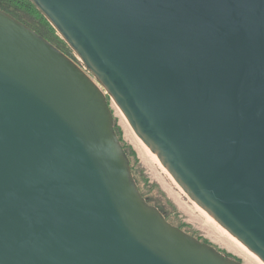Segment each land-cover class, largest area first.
I'll return each instance as SVG.
<instances>
[{"label":"water","instance_id":"1","mask_svg":"<svg viewBox=\"0 0 264 264\" xmlns=\"http://www.w3.org/2000/svg\"><path fill=\"white\" fill-rule=\"evenodd\" d=\"M0 8V264H245L139 189L110 97L187 196L264 263V0Z\"/></svg>","mask_w":264,"mask_h":264},{"label":"rangeland","instance_id":"2","mask_svg":"<svg viewBox=\"0 0 264 264\" xmlns=\"http://www.w3.org/2000/svg\"><path fill=\"white\" fill-rule=\"evenodd\" d=\"M70 51L71 56L74 57L73 51L71 49ZM108 101L114 116L115 131L124 149L128 152L132 171L138 180L140 190L150 204L163 212L172 224L199 240L213 245L226 256L240 260L245 264H262L251 253L245 252L255 261L246 256L244 252L240 253L241 250L236 246L237 241L217 222H213L205 211L187 196L164 166L156 161L154 154L149 150L150 154L146 151L144 144L128 124L115 102L110 97H108ZM140 146L142 148L138 149ZM235 247L237 250L234 249Z\"/></svg>","mask_w":264,"mask_h":264},{"label":"trees","instance_id":"3","mask_svg":"<svg viewBox=\"0 0 264 264\" xmlns=\"http://www.w3.org/2000/svg\"><path fill=\"white\" fill-rule=\"evenodd\" d=\"M0 8L10 13L20 21L24 22L31 28H33L35 31H37L39 34L44 36L47 40H49L51 43H53L55 46L61 49L65 54H67L71 58L73 57L71 56V51L68 48L65 41H63V39L59 37L56 30L46 20V18L38 11V9L33 5V3L30 0H0ZM125 151L127 152L126 149ZM136 181L138 183L137 179ZM165 217L168 220L166 215Z\"/></svg>","mask_w":264,"mask_h":264},{"label":"bare ground","instance_id":"4","mask_svg":"<svg viewBox=\"0 0 264 264\" xmlns=\"http://www.w3.org/2000/svg\"><path fill=\"white\" fill-rule=\"evenodd\" d=\"M121 111V110H120ZM122 113V112H121ZM122 115L124 116V114L122 113ZM124 118L126 119V117L124 116ZM127 120V119H126ZM128 122V121H127ZM129 124V123H128ZM143 143V142H142ZM144 144V143H143ZM144 148H146L147 150V152H148V150H149V152H150V149L144 144ZM140 148H142L141 146L140 147H138V149H140ZM143 150V149H142ZM140 152H141V150H140ZM143 152V151H142ZM145 152V151H144ZM146 152V153H147ZM148 152V153H149ZM142 154V153H141ZM150 154V153H149ZM152 154V153H151ZM153 155V154H152ZM147 156V155H146ZM154 156V158L156 159V161H158L159 163H160V161L158 160V158L155 156V155H153ZM150 157V156H149ZM149 160V159H148ZM162 165V164H161ZM206 213V215H208L211 219H212V221L213 222H216L207 212H205ZM207 216V217H208ZM208 217V218H209ZM219 225V224H218ZM220 226V225H219ZM221 227V226H220ZM222 228V227H221ZM223 229V228H222ZM225 230V229H224ZM226 231V230H225ZM227 232V231H226ZM228 233V232H227ZM229 235L235 240V241H237V248H239L240 250H241V252L240 253H243L244 252V254H245V252H248V253H251L255 258H257L262 264H264L253 252H251L242 242H240L239 240H237L235 237H233L230 233H229ZM237 248L235 247L234 249L235 250H237ZM246 256H248V257H250V258H252L251 256H249L248 254H245ZM253 259V258H252ZM254 260V259H253ZM255 261V260H254Z\"/></svg>","mask_w":264,"mask_h":264},{"label":"built area","instance_id":"5","mask_svg":"<svg viewBox=\"0 0 264 264\" xmlns=\"http://www.w3.org/2000/svg\"><path fill=\"white\" fill-rule=\"evenodd\" d=\"M72 59H73L76 63H78L83 69L86 70V68L84 67V65H83V63L81 62L80 58H79L76 54H74V58L72 57Z\"/></svg>","mask_w":264,"mask_h":264}]
</instances>
